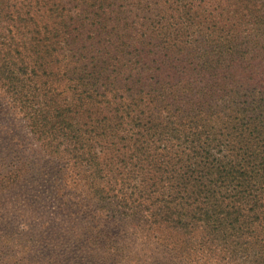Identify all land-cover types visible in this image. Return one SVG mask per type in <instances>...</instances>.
Returning <instances> with one entry per match:
<instances>
[{"label": "trees", "instance_id": "trees-1", "mask_svg": "<svg viewBox=\"0 0 264 264\" xmlns=\"http://www.w3.org/2000/svg\"><path fill=\"white\" fill-rule=\"evenodd\" d=\"M0 89L105 249L120 222L185 264H264V0H0ZM12 157L0 193L36 167Z\"/></svg>", "mask_w": 264, "mask_h": 264}, {"label": "rangeland", "instance_id": "rangeland-1", "mask_svg": "<svg viewBox=\"0 0 264 264\" xmlns=\"http://www.w3.org/2000/svg\"><path fill=\"white\" fill-rule=\"evenodd\" d=\"M14 155L36 167L19 186L0 193V264H185L160 244L167 238L156 233L146 244L142 236L132 238L128 226L125 232L120 222L111 224L112 232L108 227L105 230L116 233L110 244L122 246L121 251L97 243L95 239H103L99 233L105 223L84 217V209L78 214L76 208H66L53 198L51 185L58 175L50 173L57 161L43 152L22 113L0 89V171L8 169ZM40 168L49 171L51 185L42 181L45 173ZM131 247L139 252L132 253Z\"/></svg>", "mask_w": 264, "mask_h": 264}]
</instances>
